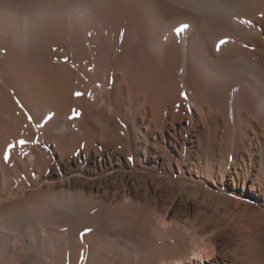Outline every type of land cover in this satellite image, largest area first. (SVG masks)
Segmentation results:
<instances>
[{"label": "bare ground", "instance_id": "bare-ground-1", "mask_svg": "<svg viewBox=\"0 0 264 264\" xmlns=\"http://www.w3.org/2000/svg\"><path fill=\"white\" fill-rule=\"evenodd\" d=\"M0 264H264V0H0Z\"/></svg>", "mask_w": 264, "mask_h": 264}, {"label": "snow or ice", "instance_id": "snow-or-ice-1", "mask_svg": "<svg viewBox=\"0 0 264 264\" xmlns=\"http://www.w3.org/2000/svg\"><path fill=\"white\" fill-rule=\"evenodd\" d=\"M186 27H187V25H181V26L176 30L177 33L182 32V31L184 30V28H186ZM220 43L223 44V43H225V41H220ZM74 95H76V96H81L82 93H80V92H76V93H74ZM181 95H182V96H185L184 93H181ZM28 118H29V121L32 120V117H31L30 115H29ZM26 143H28V141H26V140H24V139H20V140L17 141V144H18V145H24V144H26ZM33 143H38V141H33ZM15 147H16V145H11V144H10V145H8L7 148L4 150V160H5L6 163L9 161L11 151H12ZM87 231H90V229H86V230H85V232H87Z\"/></svg>", "mask_w": 264, "mask_h": 264}, {"label": "rangeland", "instance_id": "rangeland-1", "mask_svg": "<svg viewBox=\"0 0 264 264\" xmlns=\"http://www.w3.org/2000/svg\"><path fill=\"white\" fill-rule=\"evenodd\" d=\"M68 49V48H67ZM63 60H64V58H63ZM66 61H68V62H74L73 60H70V59H65ZM64 60V61H65ZM94 95V97L96 96V95H98L97 94V92H95V93H93ZM93 97V102H95V98ZM37 130L39 131V127L37 126ZM38 141H39V143L41 144V146L42 147H44V148H46V149H48V151H50V148H49V146L48 145H46V143H45V141H44V139L42 138V136H41V134H40V132H39V137H38ZM51 152V151H50ZM21 192V193H20ZM23 192L21 191V190H19V189H17V190H15V192H14V194H12L11 195V197H14V196H18V195H20V194H22Z\"/></svg>", "mask_w": 264, "mask_h": 264}]
</instances>
